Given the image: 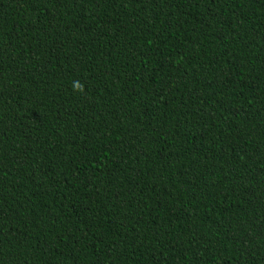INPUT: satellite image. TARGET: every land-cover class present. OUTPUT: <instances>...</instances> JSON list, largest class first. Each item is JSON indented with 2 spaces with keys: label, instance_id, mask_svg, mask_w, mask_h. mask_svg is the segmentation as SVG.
<instances>
[{
  "label": "trees",
  "instance_id": "obj_1",
  "mask_svg": "<svg viewBox=\"0 0 264 264\" xmlns=\"http://www.w3.org/2000/svg\"><path fill=\"white\" fill-rule=\"evenodd\" d=\"M0 264H264V0H0Z\"/></svg>",
  "mask_w": 264,
  "mask_h": 264
}]
</instances>
